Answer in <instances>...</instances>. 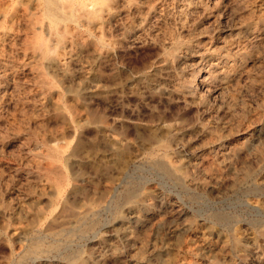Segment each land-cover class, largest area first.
Segmentation results:
<instances>
[{"label": "rangeland", "instance_id": "rangeland-1", "mask_svg": "<svg viewBox=\"0 0 264 264\" xmlns=\"http://www.w3.org/2000/svg\"><path fill=\"white\" fill-rule=\"evenodd\" d=\"M128 195L131 256L264 264V0H0V264Z\"/></svg>", "mask_w": 264, "mask_h": 264}, {"label": "bare ground", "instance_id": "bare-ground-1", "mask_svg": "<svg viewBox=\"0 0 264 264\" xmlns=\"http://www.w3.org/2000/svg\"><path fill=\"white\" fill-rule=\"evenodd\" d=\"M92 2H94V1H92ZM89 5H90V3H89ZM40 47H41V45H40ZM199 75H197L196 78H198ZM131 198H132L131 195H128L123 204L121 201H119V199H116L115 201H112L109 204L106 202L108 205L102 207V209L106 213H109V216L112 217L111 219H108V223H103L99 219L90 220L80 230L82 234L79 233L80 234L79 235L77 232V234L79 236H76L77 234H74V235H71V236L65 238L64 241L67 242L66 246L65 245H64V247H61L59 245L54 246V249L51 251L52 252L56 251L60 254L61 260L60 261L58 260V264H104L105 260L108 259L109 257H112V258H115L118 260L119 258H121L124 255H126V259L128 260L127 256L130 257L131 256L130 252L133 249H135L134 248L135 242H132V240L135 241V238L137 237L136 234L138 232L139 225H141V224H143L144 226L149 225L148 227H150L152 225V222H154L156 220V217H157V216L155 217V213L154 214L151 213V215L150 214H143V215L141 214L139 216V218H137V220L135 221L133 214H134V211L136 210V205H135L136 203L133 204L131 201ZM135 198H136V196H135ZM94 213H95V211H94ZM91 214H92V212H91ZM92 215H94V214H92ZM144 215H146V216H144ZM82 216H84V215H82ZM84 217H86V216H84ZM79 218H80V216H79ZM116 220H118L119 223H121L122 227H124V232L126 235L123 237H120L118 242L112 243L110 241L111 239L110 240L104 239V237H103L104 235H102V228H107L108 225L113 224V222ZM99 227H101V229ZM71 229H73V228H71ZM69 230H68V232H69ZM58 238H59V236H58ZM76 241L79 243L80 242L86 243V245H84V244L83 245H84V248H88V249L84 250V249H82L83 246H80V245L73 246V243ZM61 243L63 245V241ZM69 243H72V244L68 245ZM57 244H59V243H57ZM142 244H143L142 248H141L142 250L138 254L140 256H138V255L133 256L132 255L131 258H129V262H126L124 264H147V263H145V261L148 259L146 257L147 254H149V256H150V254H152L157 259L162 260L163 254L161 255L159 252H156L158 246H156L155 244H152V241L150 239L147 241L146 240L143 241ZM90 246H91V248H90ZM50 252L43 251L42 249H39V248L33 250L29 254V255H32L31 256V262H33V263L42 262L43 259L40 256H42L44 254L48 255V253H50ZM34 258H36V259H34ZM50 261H52V260H50ZM26 263H27V261L25 259V260H23V262L21 264H26ZM43 264H46V263H43Z\"/></svg>", "mask_w": 264, "mask_h": 264}]
</instances>
